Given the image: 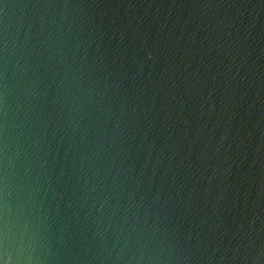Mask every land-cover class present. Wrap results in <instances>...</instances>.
<instances>
[{
    "label": "water",
    "instance_id": "water-1",
    "mask_svg": "<svg viewBox=\"0 0 264 264\" xmlns=\"http://www.w3.org/2000/svg\"><path fill=\"white\" fill-rule=\"evenodd\" d=\"M0 264H264V0H0Z\"/></svg>",
    "mask_w": 264,
    "mask_h": 264
}]
</instances>
